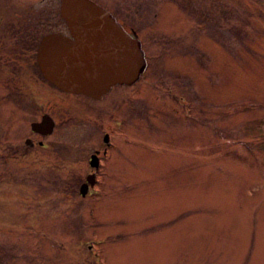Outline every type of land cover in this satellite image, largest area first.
I'll return each mask as SVG.
<instances>
[{
  "label": "rangeland",
  "instance_id": "rangeland-1",
  "mask_svg": "<svg viewBox=\"0 0 264 264\" xmlns=\"http://www.w3.org/2000/svg\"><path fill=\"white\" fill-rule=\"evenodd\" d=\"M92 1L148 70L67 107L7 98L35 91L26 41L64 30L60 1L0 0V264H264V0ZM44 112L46 155L25 146ZM73 117L117 145L94 198L79 189L103 132Z\"/></svg>",
  "mask_w": 264,
  "mask_h": 264
},
{
  "label": "water",
  "instance_id": "water-1",
  "mask_svg": "<svg viewBox=\"0 0 264 264\" xmlns=\"http://www.w3.org/2000/svg\"><path fill=\"white\" fill-rule=\"evenodd\" d=\"M59 1L60 17L75 43L68 44L61 35L43 37L36 58L42 76L61 91L94 99L111 87L133 85L146 67L137 36L131 37L92 0ZM31 127L34 132L49 135L54 124L49 116H43ZM86 191L87 186L81 187V195Z\"/></svg>",
  "mask_w": 264,
  "mask_h": 264
},
{
  "label": "flooded vegetation",
  "instance_id": "flooded-vegetation-1",
  "mask_svg": "<svg viewBox=\"0 0 264 264\" xmlns=\"http://www.w3.org/2000/svg\"><path fill=\"white\" fill-rule=\"evenodd\" d=\"M1 5L2 4L0 3V7H1ZM1 11H2V9L0 8V12ZM63 23H64V21H63ZM122 26L125 28L124 25H122ZM126 31L131 36L135 35L133 31H130V30H127V29H126ZM47 35H61L65 39H67L66 42L68 44H74L75 43V39L73 38V35L69 31V29L67 28L66 24L64 26V30H56V31L48 32V33L44 34V36L40 37L38 42H36V39H34V38H33L32 42H31L30 37H29L30 45L28 44V40L26 41V43L29 46V49H32L31 51H33V54L35 53V55H32V61H34V69H36L37 74L36 75L35 74L32 75V78L34 80H31V78H30L29 81L24 79L23 82H21V85L27 86V87H29L28 89H34L35 91L28 95L26 93V91L25 92H20V89H17V91H16L17 94L8 96L7 97L8 99L11 97V99H13V100H18V97H20V95H22V97L24 99H26V100H30V99L34 100L35 97H34L33 93H36L38 95L37 99L39 101H50L51 102L52 101L51 99L55 98L53 100H55L56 104H58L59 106H60L61 103L66 104L65 102H71L70 101L71 97H74V99L77 100L78 102H91V103H94V102L102 101L106 97L111 96V94L115 90V88L126 86V85H123V86L117 85V86L111 87L110 90L105 95L101 96L99 99H94V98H91V97H88V96H85V95H81V94H74V93L64 92V91H61V90L57 89L55 86H53L51 83H49L42 76V74H41V72L39 70V66L37 64V61H36L37 50H38L39 44H40L42 38L47 36ZM0 40H1V37H0ZM108 43L110 44V41ZM143 51H144V49H143ZM145 59H146V54H145ZM146 63H147L146 69L140 75L139 79L148 70L147 59H146ZM33 81H35V84L29 85L30 82H33ZM19 82L20 81H18V85H17V81L14 82V84L16 86H20ZM127 87H131V86H127ZM56 96H58L59 98H64V99L63 100H59L58 98H56ZM22 97H20V98L22 99ZM82 99H85V100H82ZM65 106H67V107L70 106L71 107V105H68V104H66ZM86 110H88L90 112L89 113V115H90L91 114V110L89 109L88 106L86 107ZM45 112L42 115V117L40 118V121L33 122V123H35V124L36 123H40L42 118H43V116H49L53 120V124H54V128H53L52 133L50 135H43L41 133L34 132L32 130V127H31V125L33 123H31L30 132H31V134L36 135V137L39 140L37 141L36 146H35V143L32 142V140H30L29 138H26V140H25V146H27L28 148H32L33 147V149H36V150H43L42 152H45L43 155H46V151L50 152V154H51V151H52V153L55 152L54 151V148H55L54 144L53 143L48 144L47 140H49L50 138H53V136L55 135L56 129H57V123H58L56 121V119L53 118V116H51V114L45 113ZM73 118L74 119L75 118L81 119V121L79 123H78V121L74 120L77 123V125H79L80 127L83 126L84 123H85V124H87V126H92L91 130H94L96 132L98 131L97 134L103 132L102 137H100V139L98 141H96V143L93 144V149L90 148L88 154H86L88 156V158L86 160L87 170H86V174L84 176V184L81 186V187L87 186L86 194L84 196L81 195V192H80L81 188L79 189V194H80L81 197L87 196V198H88L91 194H94V196H93V198H94L96 196H99L95 192L96 191L95 189L97 188L98 183L100 184L104 180V177H105L106 172H107L106 171V166L109 165V161H110L111 157L113 156V153L117 150V147H116L117 145L114 143V139H111V138L114 137L113 136V132L109 131L108 129L107 130H102V128H99L96 125L93 126L92 125V121H91V119H92L91 117H88L87 119L80 118V117H73ZM70 119L71 118L69 117V118H67V121H64V122L68 123L69 121H71ZM46 148H49V149L45 150ZM80 150L81 151H88L87 148L83 147V144H82V148H80ZM67 153L69 154V152H67ZM55 155L57 156L56 153H55ZM69 156H71V154L68 155L67 157L59 156V158H60L59 161L61 160V161H64V163H65L66 160L69 158ZM93 159H94V161H93ZM74 177H77V176H74Z\"/></svg>",
  "mask_w": 264,
  "mask_h": 264
},
{
  "label": "trees",
  "instance_id": "trees-1",
  "mask_svg": "<svg viewBox=\"0 0 264 264\" xmlns=\"http://www.w3.org/2000/svg\"><path fill=\"white\" fill-rule=\"evenodd\" d=\"M51 13H52V11H50ZM55 13L57 14L58 12H57V9L55 10ZM47 17H49V15L48 14H46L45 16H44V20H45V22L47 23V24H50V22H47ZM46 26H48V25H46Z\"/></svg>",
  "mask_w": 264,
  "mask_h": 264
}]
</instances>
